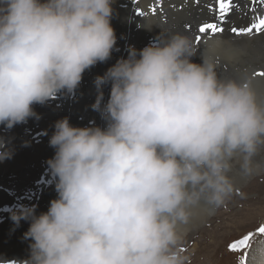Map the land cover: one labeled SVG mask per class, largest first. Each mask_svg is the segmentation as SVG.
Returning a JSON list of instances; mask_svg holds the SVG:
<instances>
[{
  "label": "clouds",
  "instance_id": "9594fccd",
  "mask_svg": "<svg viewBox=\"0 0 264 264\" xmlns=\"http://www.w3.org/2000/svg\"><path fill=\"white\" fill-rule=\"evenodd\" d=\"M115 0H0V126L39 119L35 105L71 96L111 59ZM213 42L209 47H218ZM192 39L160 31L97 76L105 126L58 120L47 161L57 198L21 206L29 256L17 264H191L181 251L198 210L232 196V174L264 153V98L248 77L222 78ZM110 85L107 103L102 86ZM11 141L0 136V163Z\"/></svg>",
  "mask_w": 264,
  "mask_h": 264
},
{
  "label": "rangeland",
  "instance_id": "374dc122",
  "mask_svg": "<svg viewBox=\"0 0 264 264\" xmlns=\"http://www.w3.org/2000/svg\"><path fill=\"white\" fill-rule=\"evenodd\" d=\"M115 1L117 4L114 3L113 5V8H115V10L111 23L112 27L115 28L114 30L117 36L120 30V24L126 22V16L128 17V2L127 0ZM122 1L124 2L123 4ZM137 13L136 15H138ZM260 15L264 16V8L263 12L260 13ZM255 19H253L252 22H254ZM252 22H250V24ZM207 46L201 48L200 50L202 51L197 54L199 58L197 63L201 62L200 53H204L206 56L209 57L213 55L212 50ZM110 67H112L111 61H107L105 63H98L96 66L91 68L92 70H94L92 72H88L89 70L86 71L83 75V79L81 84L79 85V88L76 90L79 93L75 92V94L67 96V98L65 97L66 95H58L53 100L49 101L46 105H35L34 111L38 114L39 119H29L26 124L17 125L11 131H6L2 126H0V136L9 139L11 141L10 147H12L14 150V155L10 160H6L0 163L1 264H17V262L26 260L29 256V244L31 243V241L23 239L24 233L27 232L29 228V222L21 221L20 225L17 227L11 219L12 213L19 209L21 206H35L36 214L39 215L40 213H44V211L46 212V210H48L49 208L50 201L57 198V192L55 191V179L50 174L47 161L52 159L55 155V150L49 146V140L53 132L55 131L54 125L59 120V117L61 119L67 117L69 119L70 124L74 127L83 128L97 125L99 127L105 126V121L101 118V114L98 111H94L90 106H92L94 102H96V98L98 95L95 86L96 77L103 76ZM82 83L86 84L83 85ZM102 90L104 92L103 103L106 104L110 95V85L102 86ZM73 100H75L76 102ZM80 101L81 103H83L81 104ZM67 102H69V104ZM57 114L59 117L56 116ZM55 118L57 119L56 121ZM263 179L264 177L255 178V185H264ZM249 181L250 179L247 180L245 186L246 184H248ZM233 183V192L235 193V197L238 198L239 203H241L240 200L246 201L251 200L253 198H257L255 195H258V190L255 186H252V188L250 186L251 184H249V186H247V188L250 189L247 192L248 194L243 195V193L241 192V190H239V187L237 186L238 183ZM244 196L247 198L246 200L243 198L239 200V197ZM225 203L226 204L224 206H221L219 209H216L209 216V219L204 222L203 226L197 228L198 230L196 232L199 231V233L196 235L198 236V239L207 232H209V229L217 227L220 224L227 223L226 221L217 219L220 218L219 215L221 213H227V210H229L230 208H235L236 211H246L245 206L247 205H245L244 207L239 204L236 205V202H234L233 200H227ZM259 205L262 206V208L264 209V199H262V203H260ZM237 207H240L241 209H238ZM262 215L264 214L262 213ZM260 221L257 222L254 227H245L242 230L233 229L230 227L228 229H223L219 231V235L210 240V260H208L206 264H241L242 260L244 264H255V262L257 263V261H255L256 257L258 258L257 252L250 251L252 246L251 248L248 247L247 249H244L242 251L233 252L229 250V245L235 240L247 235L248 233L253 234L249 244L252 243V239L258 233V224L263 223L264 219ZM202 229H204L205 231L201 232L200 230ZM188 243L189 241L183 243V245H188ZM188 246L189 248L186 250L187 253L193 249L192 242H190ZM10 254L13 255L10 256ZM188 256L189 258H191V255L188 254ZM198 256V254H193L192 259H190V262ZM199 263L192 262L191 264Z\"/></svg>",
  "mask_w": 264,
  "mask_h": 264
},
{
  "label": "bare ground",
  "instance_id": "6f19581e",
  "mask_svg": "<svg viewBox=\"0 0 264 264\" xmlns=\"http://www.w3.org/2000/svg\"><path fill=\"white\" fill-rule=\"evenodd\" d=\"M127 2L128 17L125 15L127 20L126 22H123V24H120V30L116 36V48H118L119 51H113L111 59L108 60L111 61L112 66L117 62V60L121 58H127L129 47H135L137 50L143 49L150 42H153L156 39L160 31L179 32L189 36L192 39L195 47L199 50L198 53L202 51L200 50L201 48H204L207 45V47H209L214 41L218 42V47L209 48L212 50L213 53V55H211L210 57L218 65V72L221 77L233 79L248 77L253 81L258 91L262 94V98H264V77L255 75V73L258 71H264V34H257L253 32L251 35H236L231 31L232 27L245 28L247 26H250V22H252L253 19H255L257 16H261L260 13L263 12L264 3L259 2V0H234V4L238 5V7H234L233 12L228 17V22L224 25L226 30L222 34L216 35H213L211 33L207 35L200 34L202 36V41L197 44L195 42V37L199 34L198 27L204 22L215 21L214 6L216 0H127ZM123 3L124 2L122 1V4ZM159 3H162V10L158 11L157 14H153L151 12V9L154 7H158ZM115 4H117L116 1ZM141 11L143 14L136 15L137 12ZM198 59L199 58L197 55L196 57H194V62L197 63ZM92 71L94 70L91 69L88 72ZM65 97L67 98V96ZM67 103L69 104V102ZM58 114L56 116H58ZM60 119L61 118L59 117V120ZM56 120L57 119L55 118V121ZM256 163L259 166L257 167L254 165V170L249 175L242 174L238 170V168L234 169L232 174L233 182L238 183L237 186L239 187V190H241L243 195L248 194L247 192L250 189H248L247 186H249V184H251V187L255 186L258 190V195H255L257 197L256 199L250 198L251 200H246L247 198L245 196L239 197V200L241 198L246 200H240L241 203H239L238 198L235 197L234 192L232 196L228 199V201L233 200L234 202H236V205L239 204L242 207L247 205L245 206L246 211H236L235 208H230L229 210H227V213H221L219 215L220 218L217 219H221L223 221H226L227 223L220 224L217 227L209 229V232L204 234L199 239L198 236H196L199 233V231L196 232L198 230L197 228L203 226L204 222L209 219V216L221 206L203 208L198 210L192 222L188 225L187 236L184 240V243L187 241H189V243L192 242L193 249L190 250L188 253L186 252V250L189 248L188 243V245H182L181 251L186 255H191L190 259H192L193 254L199 255L197 258L193 259L191 263L201 262L199 264H206V262L210 260V240L218 236L219 231L223 229H228L230 227L238 230H242L245 227H254L257 222L264 219V215H262V213L264 214V209L262 208V206L259 205L260 203H262V199H264V185H255V178L264 177V153H261L256 158ZM248 179H250V183L248 182V184H246L245 186V183ZM262 225H264V222L258 224V228ZM200 231L202 232L205 230L202 229ZM251 242L252 243H250L249 248H251V246L252 248L250 249V251H255L258 255V258L256 257L255 259V261H257V263L255 262V264H264V234H260L258 232ZM11 255L13 254H10V256Z\"/></svg>",
  "mask_w": 264,
  "mask_h": 264
},
{
  "label": "snow or ice",
  "instance_id": "6c2138e0",
  "mask_svg": "<svg viewBox=\"0 0 264 264\" xmlns=\"http://www.w3.org/2000/svg\"><path fill=\"white\" fill-rule=\"evenodd\" d=\"M259 2L264 3V0H259ZM234 7L238 5L234 4V0H216L214 11H215V21L214 22H204L198 27V35L195 37V42L199 44L202 41V36L200 34L207 35L209 33L216 35L222 34L226 29L224 25L228 22V17L233 12ZM162 10V3L158 4V7L151 9L153 14H157L158 11ZM138 15L143 14L142 11L137 13ZM232 33L236 35H251L253 32L257 34H264V16H257L255 21L245 28H231ZM255 75L264 77V71H258ZM260 234H264V225L258 228ZM252 233H248L232 242L229 245V250L233 252L242 251L247 249L252 238ZM246 257V254H245ZM241 264H244L243 260Z\"/></svg>",
  "mask_w": 264,
  "mask_h": 264
}]
</instances>
